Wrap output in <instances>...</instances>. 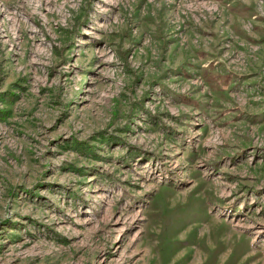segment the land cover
Returning a JSON list of instances; mask_svg holds the SVG:
<instances>
[{
	"label": "rangeland",
	"instance_id": "obj_1",
	"mask_svg": "<svg viewBox=\"0 0 264 264\" xmlns=\"http://www.w3.org/2000/svg\"><path fill=\"white\" fill-rule=\"evenodd\" d=\"M0 264H264V0H0Z\"/></svg>",
	"mask_w": 264,
	"mask_h": 264
}]
</instances>
